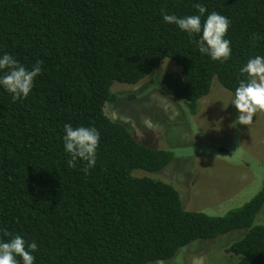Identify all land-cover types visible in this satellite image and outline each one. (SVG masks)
<instances>
[{
  "label": "trees",
  "instance_id": "1",
  "mask_svg": "<svg viewBox=\"0 0 264 264\" xmlns=\"http://www.w3.org/2000/svg\"><path fill=\"white\" fill-rule=\"evenodd\" d=\"M195 4L207 8L202 25L212 12L229 19L227 61L200 52L202 33L163 20L200 15ZM4 54L29 70L43 64L26 98L14 101L0 85V241L35 242L34 264H151L242 230L228 248L232 264H264V224L256 223L264 185L225 215L187 210L171 183L134 175L164 169L174 152L142 143L106 113L119 98L114 84L136 85L166 58L182 70L163 75L160 90L192 114L215 78L235 96L248 79L241 68L264 56V0H0ZM65 124L100 132L87 174L83 160L68 167Z\"/></svg>",
  "mask_w": 264,
  "mask_h": 264
},
{
  "label": "rangeland",
  "instance_id": "2",
  "mask_svg": "<svg viewBox=\"0 0 264 264\" xmlns=\"http://www.w3.org/2000/svg\"><path fill=\"white\" fill-rule=\"evenodd\" d=\"M181 70L166 58L138 84H114L119 98L107 104L106 113L127 125L142 143L175 154L164 169L136 170L134 175L171 183L187 210L225 215L263 188L264 112L256 113L249 127L233 126L239 116L231 103L234 95L215 78L209 95L199 101L197 114H192L187 103L159 87L163 75ZM256 223L264 224V207ZM244 233L236 230L216 239L197 240L173 259L151 264H232L237 257L229 254L228 248Z\"/></svg>",
  "mask_w": 264,
  "mask_h": 264
},
{
  "label": "clouds",
  "instance_id": "3",
  "mask_svg": "<svg viewBox=\"0 0 264 264\" xmlns=\"http://www.w3.org/2000/svg\"><path fill=\"white\" fill-rule=\"evenodd\" d=\"M193 6L200 15L180 18L174 14L163 13V20L176 24L190 35L202 33L197 43L200 52L210 55L214 61H227L232 52L231 41L225 39L230 26L229 19L217 12H212L202 25L201 15L207 11V8L203 4ZM42 64L43 61H37L29 70L10 54H4L0 57V70L7 69V72L0 76V85L13 94L14 101L22 97L26 98L33 88L34 79L42 72ZM241 73L247 74L248 79L240 81L231 102L239 112L233 126L239 124L249 127L256 113L264 112V56L258 55L249 59L241 68ZM64 132V149L71 156L67 162L68 167L75 168L76 161L83 160L86 162L84 172L87 174L97 162L100 132L95 127L78 126L74 128L71 124L64 125ZM4 233L11 235L7 230H4ZM37 247L35 242L26 243L20 235H16L8 242L0 241V264H20L17 256L22 258L23 264H34L35 257L32 253L37 250Z\"/></svg>",
  "mask_w": 264,
  "mask_h": 264
}]
</instances>
